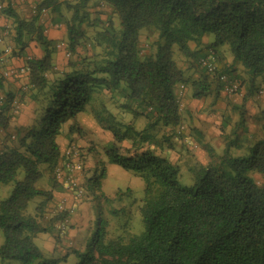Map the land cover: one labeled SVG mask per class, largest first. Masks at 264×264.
I'll list each match as a JSON object with an SVG mask.
<instances>
[{"label":"trees","instance_id":"16d2710c","mask_svg":"<svg viewBox=\"0 0 264 264\" xmlns=\"http://www.w3.org/2000/svg\"><path fill=\"white\" fill-rule=\"evenodd\" d=\"M100 1L110 8L105 21L91 18L94 0H41L35 13L24 19L10 3L2 12L12 21L13 56L23 54L30 43L42 53L26 61L29 74L21 79L25 91L23 86L16 92L5 91L9 79L0 66L4 96L0 130L8 128L12 102L19 100L20 92H29L36 115L0 151V184L13 183L10 196L0 200V260L58 263L44 256L35 239L43 233H55L58 241L63 238L56 224L68 213L47 212L52 191L64 189L54 176L62 159L56 138L65 130L69 136L74 131L80 134L76 117L83 114L112 136L104 151L107 163L143 182L139 207L143 232L133 231L131 218L121 217L123 210L111 211L104 228L102 219L96 222L79 264H264V184L254 179L258 174L264 183V110L256 117L260 132L252 136L244 104L228 101L219 126L223 140L219 151L201 142L195 130L187 135L193 147L207 155L205 164L186 167L192 174L190 187L179 185L182 163L154 153L158 147H172L173 136L180 141L185 135L184 131L178 134L180 127L186 128V116L179 111L180 85L188 83L189 97L205 100L210 111L220 98L223 83L218 75L222 73L240 82L244 99L259 96L256 80L264 74V0ZM41 10L53 15L54 24L64 26L62 40L44 34ZM142 30L157 34L148 51L140 47ZM174 48L193 68H201L200 58L213 53L217 71L209 74L201 68L197 79L188 78L173 58ZM60 50L68 55V62L57 70L54 59ZM104 93L107 101L99 100ZM126 115L129 121L124 120ZM138 119H144L142 129L135 125ZM144 145L155 148L142 151ZM41 167L52 174L48 178L52 191L35 186L42 177ZM100 169L92 185L98 192L99 179L106 177L105 168ZM20 172L22 179H18ZM34 198L40 202L29 213ZM95 198L109 201L103 193ZM109 227H113L110 235Z\"/></svg>","mask_w":264,"mask_h":264},{"label":"rangeland","instance_id":"374dc122","mask_svg":"<svg viewBox=\"0 0 264 264\" xmlns=\"http://www.w3.org/2000/svg\"><path fill=\"white\" fill-rule=\"evenodd\" d=\"M41 0H0L1 4H8V3H13L14 7L12 8L16 14L20 18H28L31 16V7L36 6ZM21 7V8H19ZM22 9V10H21ZM89 13L92 19L95 17L100 18V20L105 21L107 16L110 13V8L109 6L100 0H94L92 5L89 8ZM68 16V15H67ZM112 18L115 20L114 16ZM53 15L49 13V11H46V14L40 18V22L43 24L45 28L44 34L46 36H50L51 32H60V31H65L64 26L54 24L52 22ZM11 21V20H10ZM12 22V21H11ZM8 29L10 32H8V36H6V44L11 47V49L14 51V44L12 40V34H13V27L10 24L8 26ZM7 29V30H8ZM157 34L151 30H142L141 35H140V47L144 51H148L150 49V46L152 43L156 40ZM62 40V37L59 36L58 39L55 40ZM29 46V45H28ZM4 44L0 43V48H3ZM194 48V46H192ZM82 53V51H80ZM60 58L58 61L55 60V64L57 67V70H62L68 62V58L65 56V54L61 51L58 52ZM173 58L176 61L177 65L179 68H181L184 71L185 76H188V78L191 79H197L198 76L201 74L203 70L199 68L198 66L196 68L191 67L190 61L185 58L180 52L177 51L176 48L173 50ZM220 65V63H219ZM221 66V65H220ZM239 71V69H238ZM240 72V71H239ZM259 78H263L264 83V74L260 76ZM21 79V78H20ZM18 79V80H20ZM12 81L11 84H14V88L20 89L21 86H23L22 80L21 82L19 81ZM9 82V81H8ZM17 82V84H16ZM9 84V83H8ZM8 84H6V87H8ZM261 86V84H259ZM189 85L188 83H185L184 85V92L183 95L179 99V111L181 115L186 116L183 124L186 126L185 128V135L182 136L181 140L177 143H175V147L173 148V152L175 155H179L181 158V163L184 165V167L179 166L180 170V177H179V185L182 187H190L193 183L192 180V174L190 173L189 170L186 169L187 166L194 164L195 162H200L199 159L201 158L202 160L207 161V155H205V151L196 148V146L192 147L188 144L186 146L183 143H186L183 141V138L185 140V137L187 135H190V132L194 130L192 127L193 124L197 122H201L206 119V114L211 113L210 109H204L205 107L202 105L201 107H198V105H189L186 100H190V90H189ZM259 88V87H258ZM264 88V87H263ZM241 89V88H240ZM20 92V91H19ZM20 97L18 102L20 103V108L19 110L12 114L13 118L18 117L19 112L21 110L24 111V120H25V125L19 128H25L28 126L33 118L36 116L34 115V106L32 102L29 100V92H20ZM243 93V94H242ZM242 93L239 92L235 97H228L225 96L226 98V103L229 101L232 104H240L242 102V95H244V92L242 90ZM262 94L259 93V96ZM99 100L107 101L105 93L104 95L98 96ZM236 99V101H232ZM251 106H254L253 104ZM225 109H222L218 112L217 115V122L218 124H212L211 126L213 128V132L210 136V139H208V142L206 144L211 145L214 150H218L222 147L223 145V140L222 136H220V131H219V126H220V116H222V113L224 112ZM243 110L245 112L248 111L247 108H245V105H243ZM188 112L192 114V119L188 120ZM230 115V113H227ZM235 113L231 112V116L234 118L236 115ZM246 114V113H245ZM83 115V114H82ZM90 117V115H87ZM90 119V118H89ZM11 120V119H10ZM78 122V121H77ZM82 122H87L85 118H83ZM79 124V123H78ZM216 126V127H215ZM19 128H13L9 132L6 133V135H1L2 138H0V151L4 149L5 146H10L16 139V132L18 131ZM90 129V128H89ZM5 132H3L4 134ZM192 133V132H191ZM71 137V136H69ZM196 137V136H195ZM112 138L109 133L103 132L101 129H95V130H90L87 131L85 134H78L76 135V132H73V136L71 139L69 138L68 143H73L75 144L82 153H84L83 156V167H85L86 162L88 159L92 160L91 163H93V169L91 170L92 176L91 180L87 181V176L85 177L82 173L77 175L78 181L80 185L84 188L85 190V196L82 199H85L89 203V208L87 211V215L85 217L87 223H83L84 225L82 226V231H84L86 234H90L92 236L97 227L98 219H102V226L104 228V222L107 219H111L112 216L110 215V212H118L119 210H123L121 217L131 218V223L134 225V230L136 234H140L143 232V225L141 223V215L139 213V207L141 205V200L143 197V182L136 176H134L131 172L124 171L120 167L116 165H110L107 163V158L104 157V151L108 147L106 142ZM189 138V137H188ZM201 142L205 141L203 140V136L200 137ZM198 141V140H197ZM168 147H165V150ZM206 163V162H205ZM101 167H104L106 170L107 176L105 178L99 179L100 180V185H101V191L98 192L93 189L92 185L96 178L100 176L101 173ZM41 172H42V177L37 181L36 183V188L38 189H44L46 188L51 189L52 183L48 180V178L51 177L49 175L50 173L45 169L44 167H41ZM52 173V172H51ZM82 174V175H81ZM81 175V176H79ZM24 176L23 172H20V175L18 176V179H22ZM50 176V177H49ZM254 179L255 181L263 185V181L260 175L254 174ZM13 183H8V184H0V200L1 199H6L10 196L11 191H12ZM131 191H129V190ZM129 191V193H128ZM100 193H103L106 197L109 198V201H97L96 196H98ZM40 198H34L31 200L28 204V212L32 213L34 212V208L39 203ZM102 198H98V200H101ZM52 202L49 204L47 207L48 213L53 212L54 206H50ZM51 209V210H50ZM50 210V211H49ZM48 218V216H46ZM46 218V221H47ZM124 220V219H123ZM114 220L112 219V224ZM119 227V226H118ZM113 227H109L108 229V234H111V229ZM120 228V227H119ZM81 230V229H79ZM103 231V230H102ZM100 233V231H98ZM42 236H38V239L35 240V243L38 245V247L42 250L43 254L45 257L48 259H58L57 264H79L82 259V255L86 253V247L83 246V248L79 251V253L76 252H71L69 249L62 248L61 252L59 253H54L53 251H48L42 247L41 240ZM0 264H15L13 261H2L0 260Z\"/></svg>","mask_w":264,"mask_h":264},{"label":"crops","instance_id":"0c3cea01","mask_svg":"<svg viewBox=\"0 0 264 264\" xmlns=\"http://www.w3.org/2000/svg\"><path fill=\"white\" fill-rule=\"evenodd\" d=\"M21 8V7H19ZM22 10V9H21ZM11 21L10 19H8L7 17H5V15L3 13H0V36L2 38V41L0 43L4 44L3 48H0L1 53L4 51V49L8 46L6 44V36H8V26H10ZM8 29V30H7ZM6 33V35H4V33ZM47 35V34H46ZM60 37H64L65 36V31H60V32H51L50 36H47L49 39H58ZM208 40V39H207ZM206 40V41H207ZM41 50L38 48V46L35 43H30L28 47H26V49L23 51V54L19 55V56H13L12 52L9 56L6 57V59H8L7 64H5L6 66H19L24 64V61L27 57H31V58H39L41 56ZM59 53H57L55 55V59L58 61V59L60 58V56L58 55ZM228 63H230L231 58L227 59ZM3 69H4V66ZM9 81L8 83V87H5V91L10 89L14 92H16V89L14 88V84H11L12 81H14L13 79H9L7 80ZM19 82H21V79L18 80ZM11 82V83H10ZM263 82V78H258L256 80L257 86L256 87L258 89H261L260 91H262V94L260 96L256 95V96H245V89L243 87H241V93L242 90L244 92V95H242V104L245 105V108L248 109V111L246 112V116L248 119V130L250 131V133L253 135H256L260 132V124L261 122L259 121L258 123L256 122V117L259 116L260 112H262L264 110V83ZM17 84V82H16ZM259 84H261V86H259ZM22 85V83H21ZM18 90V89H17ZM243 94V93H242ZM232 101H236V99L234 98V100ZM186 102L189 105H198V107H201L202 105L205 107L204 109H207V102L205 100H186ZM254 106H251V105ZM228 108L227 104H226V98L225 95L221 92L220 93V98L219 100L216 102V105L213 107L214 111H212L211 113L206 114V119L207 120H203L201 122H197L195 124L192 125V127L194 128L195 132L197 134H200V136H203V140L202 142L207 143L208 139H210V136L213 132V128L211 125L214 123L215 125L218 124L219 122H217V115L218 112L222 109H226ZM83 118H85V120H87V122H82ZM90 118V119H89ZM77 119V123L78 127L81 128V133L85 134L87 133V131L100 129L98 127V125L95 123V121L87 116V115H78L76 117ZM131 119V117L129 115L124 116V120L125 121H129ZM220 120H221V116H220ZM25 120H24V111L21 110V112H19L18 117L16 118H11L10 120V124L8 126L7 129L0 131V138H2L1 135H6L7 132H9L11 129L13 128H19L25 125ZM135 125L139 128L142 129L146 124L144 123V119H138L135 123ZM216 127V126H215ZM90 128V129H89ZM103 131V130H102ZM3 132H5L3 134ZM105 132V131H103ZM192 132V131H191ZM108 133V132H105ZM79 133L76 132V135H78ZM73 136V134L71 135V137ZM112 137V136H111ZM173 143L172 147H175V143L179 142L177 141L176 137L173 136L172 139H170ZM68 141H69V135H66V130L62 133H60L57 138H56V142L59 145V150L60 153L62 154V152L67 148L68 145ZM112 141V138H110L106 144H109ZM153 145H144V147L141 149L142 151L145 149H153ZM171 146H169L166 150L165 148L162 150H160V147L157 148V152H154L156 154H159L164 156V157H168L169 160H171L174 163L180 162L181 164V160H180V156L179 155H175L174 153L172 154V148ZM155 148V147H154ZM92 160L88 159L86 162V165L84 167V170L82 172V174L86 177L87 176V181L91 180V170L93 169V163H91ZM200 163L205 164V160H202L201 158L199 159ZM179 164V163H177ZM111 165V164H110ZM81 174V175H82ZM79 175V176H81ZM107 176V174H106ZM51 187V186H50ZM46 190H50L46 188ZM53 194V199H52V204L50 206H54V213H57V206L59 204L64 205L67 208H73V212L68 216L69 222L68 227L65 231V234L63 235V238L61 240H57L56 234H48V233H43V234H39V236H42V238H40L41 240V244L42 247L48 251H53L54 253H59L61 252L62 248H67L69 249V251L71 250V252H76L79 253V251L83 248V246L88 247L89 241L91 239L92 236H90V234H86L84 231H82V226L84 225L83 223H87L85 217L87 215V211L89 208V202L86 201L85 199L83 200H73L70 196V194H67L62 188H60L59 190H53L52 191ZM48 210V209H47ZM81 229V230H79ZM38 237L35 239L37 240Z\"/></svg>","mask_w":264,"mask_h":264},{"label":"built area","instance_id":"2783aa9c","mask_svg":"<svg viewBox=\"0 0 264 264\" xmlns=\"http://www.w3.org/2000/svg\"><path fill=\"white\" fill-rule=\"evenodd\" d=\"M7 6V4H1L0 3V13L3 12L4 8ZM10 6L13 8L14 4L11 2ZM35 6L31 7V12L32 14L35 13ZM46 14V10H41L40 11V18H42ZM7 32L4 33L6 35ZM2 41V38L0 36V42ZM62 47V43L58 45V48ZM12 52V49L10 46H7L4 51L0 54V66L7 64L8 59H6L7 56H9ZM65 54V53H64ZM67 57L68 55L65 54ZM31 59V57H27L24 61V64L22 65H17V66H4L3 69V77L6 79H24L28 77L29 74V69L27 67L26 61ZM199 66L204 69L207 73L209 74H215L217 71V63L215 60V57L213 53L208 52L205 57L200 58L198 61ZM218 79L220 82L223 83V87L221 88L223 93L228 96V97H235L239 93V87L240 83L238 80H230L229 76L227 74H219ZM26 86H23V91L26 90ZM184 86L180 85L177 90H178V98L183 95V90ZM4 103V96L0 93V107ZM12 108H13V113H16L19 108H20V103L18 102L17 99H14L12 102ZM183 127H180L178 134L183 132L185 134V130H183ZM2 131V130H0ZM188 145H191V140L188 138V136L185 137L184 140ZM61 158L58 163L56 164L54 168V176L55 179L57 180L58 183H60L64 190L70 194V196L74 200H80L85 196V190L84 188L80 185L77 175L80 174L84 167H83V156L84 153L81 152V150L74 144H69L68 147L62 152ZM56 212L63 213L67 212L68 215L63 219L60 223L56 224V229L59 232V236L63 237L65 234V231L68 227V216L73 212V208H67L62 204H59L57 206Z\"/></svg>","mask_w":264,"mask_h":264},{"label":"clouds","instance_id":"9594fccd","mask_svg":"<svg viewBox=\"0 0 264 264\" xmlns=\"http://www.w3.org/2000/svg\"><path fill=\"white\" fill-rule=\"evenodd\" d=\"M61 51V50H60ZM61 52H63V51H61ZM64 53V52H63ZM240 83V82H239ZM184 86V85H183ZM222 88V87H221ZM239 89H240V87H239ZM222 93H223V91H221ZM239 92H241V89L239 90ZM262 92V91H261ZM261 92H259V93H261ZM224 94V93H223ZM225 95V94H224ZM226 96V95H225ZM186 133V132H185ZM191 140V139H190ZM69 144H73V143H68V145ZM68 145H67V147H68ZM75 145V144H74ZM190 146H192L193 147V145L191 144ZM84 170V169H83ZM83 172V171H82ZM81 172V173H82ZM64 190V189H63ZM65 191V190H64ZM66 192V191H65ZM67 193V192H66ZM68 194V193H67ZM72 198V197H71ZM73 199V198H72ZM74 200V199H73ZM80 200H83V199H80Z\"/></svg>","mask_w":264,"mask_h":264}]
</instances>
